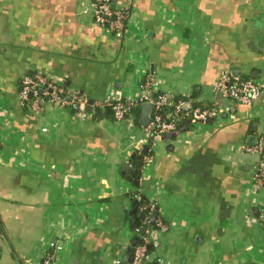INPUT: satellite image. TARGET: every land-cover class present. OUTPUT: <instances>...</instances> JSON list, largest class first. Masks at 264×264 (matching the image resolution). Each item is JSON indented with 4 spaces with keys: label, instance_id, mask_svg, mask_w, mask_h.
Returning <instances> with one entry per match:
<instances>
[{
    "label": "crops",
    "instance_id": "1",
    "mask_svg": "<svg viewBox=\"0 0 264 264\" xmlns=\"http://www.w3.org/2000/svg\"><path fill=\"white\" fill-rule=\"evenodd\" d=\"M125 28L94 22V0H0V264H113L136 237L134 196L158 209L151 264H264V190L252 182L264 134V102L232 105L215 87L225 70L264 82V0H111ZM42 73L91 102L138 100L147 76L157 91L193 97L220 113L189 121L153 147L140 122L106 108L19 98L24 75Z\"/></svg>",
    "mask_w": 264,
    "mask_h": 264
},
{
    "label": "built area",
    "instance_id": "2",
    "mask_svg": "<svg viewBox=\"0 0 264 264\" xmlns=\"http://www.w3.org/2000/svg\"><path fill=\"white\" fill-rule=\"evenodd\" d=\"M93 14L94 22L110 32L123 30L129 18V11L114 9L111 0H94ZM215 89L221 98L234 106L264 102V82L234 76L229 70L221 73ZM19 98L23 107L30 109L34 114L41 112L43 104L58 107L77 106L83 109L92 105L109 109L116 121L135 119L134 110L139 104L152 105L151 120L143 126L149 145L147 153L143 156L146 163L153 161L152 151L156 143L167 133L178 130L181 122L185 120H190L192 123L205 122L215 118L221 110L216 106L193 108L191 106L193 100L190 99L174 101L171 96L157 91V82L153 76L145 78L138 100L103 98L91 102L83 92L68 89L62 83L42 73L27 74L22 77ZM242 149L258 157V165L253 172L252 182L256 189L264 190V134L259 136L255 145L243 144ZM137 199L139 200L140 197L137 196ZM156 210V205L152 203L140 208V211L146 215H152ZM260 219L264 221V203ZM147 226L145 225L146 229L143 233L138 227L134 230L141 243L133 248V259L130 264H151L153 261L150 253L151 232ZM155 226L165 229L160 219L156 220ZM50 247L51 250L45 255L43 264H56V252L60 247L54 243H51ZM113 264L125 263L122 258L115 260Z\"/></svg>",
    "mask_w": 264,
    "mask_h": 264
},
{
    "label": "water",
    "instance_id": "3",
    "mask_svg": "<svg viewBox=\"0 0 264 264\" xmlns=\"http://www.w3.org/2000/svg\"><path fill=\"white\" fill-rule=\"evenodd\" d=\"M75 108L77 109L78 107L75 106ZM143 113H142V116H141V120L140 122L143 124V125H147L150 120H151V117H152V112H153V107L152 105L150 104H143ZM188 124H189V121L185 122L184 124L181 125V127L176 130V131H172V132H169L167 133L163 139L164 140H168V139H173L175 138L176 136H178V134L180 132H183L186 130V128L188 127ZM148 151V147H144L143 149V152L141 155L139 156H135L134 158L137 160V162L134 164V161L132 160L130 162V164H125V168H128V167H131L133 168L134 170V173L136 175V180H139L140 179V176H141V168L143 167V156L147 153ZM136 212V209L134 208L133 210V214H135ZM157 217H158V209L153 212L152 216L147 220V225H150V226H155L156 224V220H157ZM146 218V215L145 214H142L140 216V219L141 220H145ZM136 225H137V222H136V218L135 216L133 215L132 219H131V226H132V229H135L136 228ZM146 227H143L141 232L143 233L145 231ZM141 241L139 238H134L131 245L128 247V249L126 250V254L123 258V262L125 264H130V262L132 261L133 259V248H135L138 244H140Z\"/></svg>",
    "mask_w": 264,
    "mask_h": 264
},
{
    "label": "trees",
    "instance_id": "4",
    "mask_svg": "<svg viewBox=\"0 0 264 264\" xmlns=\"http://www.w3.org/2000/svg\"><path fill=\"white\" fill-rule=\"evenodd\" d=\"M179 99H190V100H193L192 102V107L195 108V107H202V108H208V106H205V105H202L200 102H197L193 97H189V98H185V97H174L173 100L176 101V100H179ZM210 107V106H209ZM136 110V108H135ZM135 110H134V113H135ZM133 201L135 203V206L134 208L136 209V212L135 214H133L136 218V221L139 222L140 220V216L142 214H144V212H141L140 211V208L146 204H150L148 201H146L143 197H140V199L138 200L136 196L133 197Z\"/></svg>",
    "mask_w": 264,
    "mask_h": 264
}]
</instances>
